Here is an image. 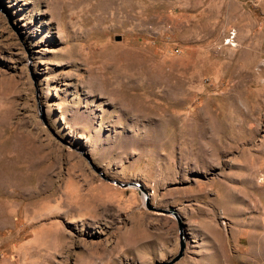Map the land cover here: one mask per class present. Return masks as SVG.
<instances>
[{
    "label": "rangeland",
    "instance_id": "374dc122",
    "mask_svg": "<svg viewBox=\"0 0 264 264\" xmlns=\"http://www.w3.org/2000/svg\"><path fill=\"white\" fill-rule=\"evenodd\" d=\"M177 221L172 264H264V0H0V264H157Z\"/></svg>",
    "mask_w": 264,
    "mask_h": 264
},
{
    "label": "water",
    "instance_id": "95a60500",
    "mask_svg": "<svg viewBox=\"0 0 264 264\" xmlns=\"http://www.w3.org/2000/svg\"><path fill=\"white\" fill-rule=\"evenodd\" d=\"M116 39H118V36L116 37ZM83 156L85 157L89 167L94 171L96 172L97 174H99V176L101 178H104L105 180L109 181V182H112V183H115L117 185H120V186H125L126 184L124 183H121V182H118L116 180H113V179H110L109 177L105 176L94 164L93 162L91 161V159L85 154L83 153ZM163 213H165L163 209L159 210ZM171 213L173 216H175V218H177V216L175 215L176 213L171 210ZM178 220V219H177ZM177 227H178V231H179V236H178V250L176 252V254L174 256H172L169 260H166V261H163V262H159L157 264H172L173 262H175L176 260H178L180 258V256L182 255L183 253V249H184V242L182 240V225L180 223V221H177Z\"/></svg>",
    "mask_w": 264,
    "mask_h": 264
},
{
    "label": "bare ground",
    "instance_id": "6f19581e",
    "mask_svg": "<svg viewBox=\"0 0 264 264\" xmlns=\"http://www.w3.org/2000/svg\"><path fill=\"white\" fill-rule=\"evenodd\" d=\"M125 98H126V97H125ZM127 185H131V184H126L125 186H127ZM125 186H124V187H125ZM142 197H143V200H144V194H142Z\"/></svg>",
    "mask_w": 264,
    "mask_h": 264
}]
</instances>
